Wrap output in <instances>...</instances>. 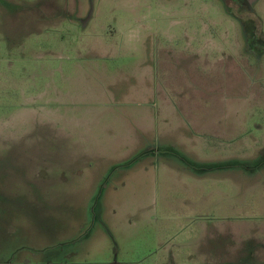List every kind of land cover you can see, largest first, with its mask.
<instances>
[{
	"label": "rangeland",
	"instance_id": "obj_1",
	"mask_svg": "<svg viewBox=\"0 0 264 264\" xmlns=\"http://www.w3.org/2000/svg\"><path fill=\"white\" fill-rule=\"evenodd\" d=\"M0 264H264V0H0Z\"/></svg>",
	"mask_w": 264,
	"mask_h": 264
},
{
	"label": "crops",
	"instance_id": "obj_2",
	"mask_svg": "<svg viewBox=\"0 0 264 264\" xmlns=\"http://www.w3.org/2000/svg\"><path fill=\"white\" fill-rule=\"evenodd\" d=\"M140 143H141V142H140ZM139 145H140V144H139ZM136 150L140 151V150H141V146H138L134 151H136ZM138 151H137V152H138ZM140 157H141V156H139V159H141ZM135 162H137V160H133L132 164L135 163ZM133 167H135V165H133V166H131V167H129V168H125V170L129 171V170H131Z\"/></svg>",
	"mask_w": 264,
	"mask_h": 264
}]
</instances>
